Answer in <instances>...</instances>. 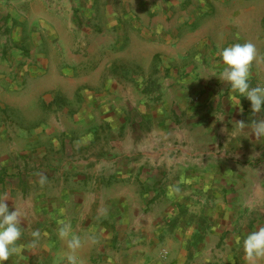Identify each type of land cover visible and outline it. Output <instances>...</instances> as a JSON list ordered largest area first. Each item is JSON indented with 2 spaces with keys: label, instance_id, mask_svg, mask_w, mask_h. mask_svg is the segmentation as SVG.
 Segmentation results:
<instances>
[{
  "label": "crops",
  "instance_id": "0c3cea01",
  "mask_svg": "<svg viewBox=\"0 0 264 264\" xmlns=\"http://www.w3.org/2000/svg\"><path fill=\"white\" fill-rule=\"evenodd\" d=\"M238 42L264 85V0H0V197L26 245L7 264H68L63 222L80 264H249L264 140L236 123L264 112L216 67Z\"/></svg>",
  "mask_w": 264,
  "mask_h": 264
},
{
  "label": "clouds",
  "instance_id": "9594fccd",
  "mask_svg": "<svg viewBox=\"0 0 264 264\" xmlns=\"http://www.w3.org/2000/svg\"><path fill=\"white\" fill-rule=\"evenodd\" d=\"M218 55L220 62L216 67L221 69L218 78L226 82L233 93L238 94L233 97L235 104L239 106L240 98L243 97L250 102L253 115L264 112V85L251 86L250 84L251 66L257 57L255 45L251 42L234 43L220 49ZM236 125L241 130L250 128L256 139L264 140V118L254 119L247 125L240 121ZM46 180L47 177L41 175L39 182L43 185ZM6 201V196L0 197V264H7L12 256L22 255L26 247L24 243H20L23 236L22 213L16 207L15 210L10 211ZM46 235L47 233H42L38 229L33 230L32 239L27 246L38 247L42 236ZM58 236L66 241L68 264H80L77 251L82 247L83 241L79 235L73 234L70 222L62 223L58 228ZM88 239L92 243L96 242L94 237H88ZM237 239L239 241V238ZM243 251L249 264L264 260V227L250 231L244 237Z\"/></svg>",
  "mask_w": 264,
  "mask_h": 264
}]
</instances>
